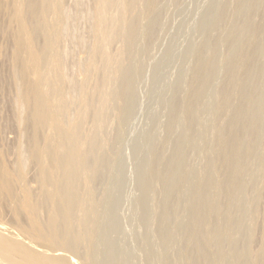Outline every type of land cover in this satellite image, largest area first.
<instances>
[{
  "label": "rangeland",
  "instance_id": "rangeland-1",
  "mask_svg": "<svg viewBox=\"0 0 264 264\" xmlns=\"http://www.w3.org/2000/svg\"><path fill=\"white\" fill-rule=\"evenodd\" d=\"M112 1L101 19L102 0H63L69 22L49 0V19L31 30L41 52L66 51L70 81L54 91L69 93L61 118L89 147L87 168L70 176L81 202L72 224L91 237L80 263L264 264V0H128L127 12ZM14 3L0 0V172L7 167L16 191L27 186L36 201L42 169H17L32 130L15 100ZM110 30L117 37L107 42ZM0 200V230L13 236L25 216L14 199Z\"/></svg>",
  "mask_w": 264,
  "mask_h": 264
},
{
  "label": "bare ground",
  "instance_id": "bare-ground-1",
  "mask_svg": "<svg viewBox=\"0 0 264 264\" xmlns=\"http://www.w3.org/2000/svg\"><path fill=\"white\" fill-rule=\"evenodd\" d=\"M48 1L49 0H16V4L14 3L15 7H14V9L12 8L14 10L13 11L14 13L11 12L13 14L12 22L16 21L17 23L21 24V31L19 30L20 33L17 32L16 35L14 34L15 35L14 36V43H15L14 44V46H15L14 51H15V53H13V54H15L14 56L16 58V62L18 63V69L16 68L18 70V77L16 76L17 74H15V76L18 79V82H16V83H18V86L16 85L18 87V92H17V99H15V100H17L18 108L21 109L24 113L26 112L28 114V116H27L28 118L25 117L27 119L26 124H28L32 130V133L30 132L31 133L30 134L31 135L30 136V144H31L30 151H31V153L28 152L30 154V156H28L29 158L26 159L27 157L24 158V155L23 156L19 155L20 164L18 162L19 166L17 169H19V171L23 172V170L25 171V169H26V165L28 166V163H34V164L38 165L43 171V174L40 178L41 180L39 183H40V186L42 187L41 190L44 192L42 193V191H41V194H43V196L40 199L38 198L37 199L38 201L34 200L35 198H33L34 196L32 195L33 191L32 192H31V190L29 191V188H26L27 186L23 187V189L21 190V193L17 192L18 190L12 186L14 183L12 181L13 178L11 179V177H10L11 174L8 173V170L6 169L7 167H5V168L3 167L4 164L2 163L3 166H1V167H3V168L0 172V199L5 200V201H6V199H9L8 201H10V199H14V201H15L14 206H15L16 211H17L16 206L20 203L19 204L20 215L23 214L25 216L24 219H26V222H27V224H25V223H23L22 220H20V225L23 223L27 226L24 225V227H23V225L20 226L19 224L16 223L17 224L16 226L18 227V232L13 236L10 234H6L2 230H0V264H83V263H80L81 261H79V260H81V256H80L81 254H80L79 248H80V245L83 244L84 242H87V240H89V237H90L88 234L81 232L82 226H73L74 224H72V222L74 220L73 219L74 212H75L74 209H77L76 208L77 207L76 202H78L77 201V198H78L77 193H79V192H77L78 186L76 185V183L71 182L70 176L71 175H73V177H74V175L78 176L79 174H81V172H84L83 170L85 168H87L88 163L86 165V162H88L87 157H89V156H87L89 154V153L87 154V152H88L87 150L89 147L87 148V146H88L86 144L87 140L82 139L83 141H85V144L81 143L82 141L80 138H82V135L84 133H81V129H79V130L76 129L78 127L77 126L78 123L76 125L77 126L76 128L73 125L75 122L73 124L70 123L69 121H68V123H66L67 120L65 119L66 120L65 121L64 119H62L65 117L62 116L63 113L60 111V108L62 105L67 106V105L71 104V102L68 99L69 93L65 92L64 90H62L60 93H58L57 91H58L59 86L58 87L56 86V85H59L58 84L59 82L63 81V83L69 84L68 81H70L69 79L66 78L67 75H64L65 71L67 72V68L69 69V67H67V64H66L67 62H65L66 59H64V57L67 56V55H65L66 51L63 52V50L61 51L60 49L58 50V48H57V50L54 49L51 51L49 49L48 51L44 50V52L43 51L41 52L40 49L38 48L39 46H36L37 44L35 43V40H37V39H35L33 36V34L36 32L38 34L36 36V38L39 37L40 36L39 32L35 31L33 33L31 31V30H35V29H37L39 31V27L41 25H40V23H38L37 19L43 20L42 18H44V20H45V16H47V18H48V14L46 15L45 10H44V5ZM111 1L112 0H102L101 9H100L101 13L99 15L101 19L103 18L102 16H103L104 9L107 7V5L110 7L109 3ZM117 1H120V2H118V3H121L122 7L121 6L120 7L122 9H125V11L127 12L126 9L128 8L129 1L128 0H117ZM51 3L52 4H48V6L52 5L54 13L61 14L62 17L65 18V20H68V21L71 20L70 18H68L69 15L67 16V11L65 13L63 0H52ZM3 5H4V2H3ZM12 7H13V5H12ZM0 9H2V8H0ZM122 9H121V11H123ZM50 12H52V10ZM0 13L2 14L1 11H0ZM5 14H7V11H5ZM52 14H53V12H52ZM56 16H58V14ZM56 16L54 14V19ZM108 17H109V15H108ZM2 18L3 17L1 16V19ZM56 19H57V17H56ZM60 19H63V18H60ZM112 19L114 20V18H112ZM105 20H107V19L105 18ZM108 21L109 20H107V22ZM118 21H119V19H118ZM48 22H50V20ZM48 22H46V23H48ZM100 22L103 23L102 24L103 26L105 25L104 24L105 22H103L101 20H100ZM116 22L114 20V24ZM111 23H113V21ZM62 25H63V23H62ZM111 25L112 24H110V26ZM45 26H48V25L46 24ZM114 27H116V26L114 25ZM63 28L64 27H62V30H63ZM48 30H49V28H48ZM50 30H51L50 32H52L53 29H50ZM54 30H53V32H54ZM42 31H43V29H42ZM50 32H48V33H50ZM67 32H69V31H67ZM40 33H41V30H40ZM42 33H44V31ZM62 33H63V31H62ZM116 34L117 33L115 31H111L109 33H106L105 36H102V37L107 42H109V40L110 41L112 39L114 40V38L117 37ZM34 35H36V34H34ZM53 35H54V33H53ZM103 35H104V33H103ZM50 36H52V33ZM59 40H60V38H59ZM53 44H51V45H53ZM41 47H43V45H41ZM44 48L45 47H43V49ZM47 48H49V47H47ZM93 48H95V47H93ZM43 49H41V50H43ZM99 49H100V46H99L98 50H94V49L93 50L98 52ZM45 51H46V53H45ZM23 52L24 53L26 52V55H27V58L24 60H23L24 57L23 58L21 57ZM96 52H95V55H96ZM108 52L107 53L105 52L106 56H109ZM100 54H101V52H100ZM26 55H25V57H26ZM108 59H109V61L112 60V59H110V57ZM94 60H95V58H94ZM17 63L15 64L16 66H17ZM47 63L48 64L51 63L52 67L54 66V72L47 71L48 69L45 70V66L47 65ZM95 63L97 65V62H95ZM50 67H49V69L51 70ZM52 71H53V69H52ZM92 71L93 70H91V72ZM90 75H92V74H90ZM71 83H72V81L70 82V84ZM55 86L57 87V91H54V90H56ZM70 86H72V85H70ZM10 87H12V86H10ZM96 87H97V84H96ZM100 87H101V85H100ZM60 90H61V88H60ZM51 91L58 93V96H56V98L54 97L55 98L54 100H51L49 98V97L53 98L52 95L49 96V93H51ZM83 94L81 95L80 99L83 102V104H85L86 106H89L88 98H86L84 96L85 94L84 95ZM6 96H8V95H6ZM69 97H71V96H69ZM90 97H92V95ZM70 100H71V98H70ZM16 108H17V106H16ZM86 111H88V110H86ZM86 111H84V112H86ZM20 114H21L20 123L22 125V123L25 124V119L23 120V118H22L23 113L21 111H20ZM67 116H66V118H67ZM85 116H86V113H85ZM81 120H82V117H81ZM43 132H45L44 137L42 136ZM27 134H29V133H27ZM91 135H92V133H91ZM90 136L88 134V137H90ZM88 137L86 135V138H88ZM53 138L54 139L57 138V139H55V141H52ZM89 140H92V139L90 138ZM94 145L96 146V144H94ZM90 147H92V145ZM90 150L92 151V148H90ZM91 151H90V153H91ZM93 151H94V149H93ZM75 160L77 162H75ZM0 165H1V163H0ZM41 169H40V171H41ZM93 169L95 170V168H93ZM90 171H92V170H90ZM95 171H97V169ZM91 176L92 175H90V177ZM19 179L17 178V180H19ZM90 180L91 179L87 178L86 184L87 183L89 184L91 182ZM9 181H12L11 184ZM28 181H29V179H28ZM86 184H85V187H86ZM18 185H20V184H18ZM23 186H25V185L23 184ZM87 189H88V187H87ZM84 190H85V188H84ZM88 190H90V189H88ZM19 196H21L22 200ZM16 198H18V201L20 200L21 202L19 201V203H18ZM84 201H85V199H84ZM10 202L12 203L13 200ZM1 203L2 202H0V204ZM16 203H17V205H16ZM7 204H8V202H7ZM7 204H5V205H7ZM79 204H81V202ZM85 205H86V202H85ZM88 206L89 205H87V207ZM42 208L47 209V214H48L47 220L44 222L40 221V216H41L40 213L42 212V211L40 212V210ZM0 209H2V208H0ZM83 209L82 210L80 209V212L82 211L80 216L85 215V214H83L84 213ZM16 211H15V213H16ZM1 214H2V212H1ZM20 215L18 218H21ZM80 216H79V219L81 218ZM41 217L43 218V216H41ZM0 218H2V215ZM6 218H7V216H6ZM16 218H15V221H16ZM81 220H78V221L81 222ZM17 221H18V219H17ZM88 228L89 227H87V230H88ZM88 243H89V241H88ZM87 246H85V247H87ZM82 247H84V246H82ZM79 256H80V259H79ZM194 263H195V261H194Z\"/></svg>",
  "mask_w": 264,
  "mask_h": 264
}]
</instances>
